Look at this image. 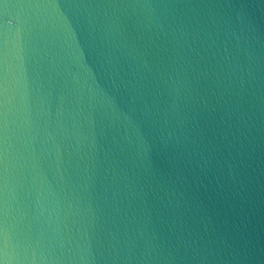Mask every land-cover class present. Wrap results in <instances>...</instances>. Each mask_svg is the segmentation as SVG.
Returning a JSON list of instances; mask_svg holds the SVG:
<instances>
[{"label":"water","instance_id":"obj_1","mask_svg":"<svg viewBox=\"0 0 264 264\" xmlns=\"http://www.w3.org/2000/svg\"><path fill=\"white\" fill-rule=\"evenodd\" d=\"M0 264H264V0H0Z\"/></svg>","mask_w":264,"mask_h":264}]
</instances>
